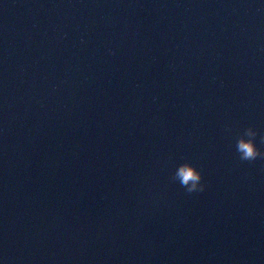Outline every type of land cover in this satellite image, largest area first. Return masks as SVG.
Segmentation results:
<instances>
[{
	"label": "water",
	"instance_id": "95a60500",
	"mask_svg": "<svg viewBox=\"0 0 264 264\" xmlns=\"http://www.w3.org/2000/svg\"><path fill=\"white\" fill-rule=\"evenodd\" d=\"M249 126L264 0H0V264H264Z\"/></svg>",
	"mask_w": 264,
	"mask_h": 264
},
{
	"label": "clouds",
	"instance_id": "9594fccd",
	"mask_svg": "<svg viewBox=\"0 0 264 264\" xmlns=\"http://www.w3.org/2000/svg\"><path fill=\"white\" fill-rule=\"evenodd\" d=\"M256 131L251 127H247L244 133L238 139L237 151L241 160H254L258 156H264V152L256 146L254 137ZM264 141V137H261ZM180 178L182 186H185L188 192H198L204 189V185L201 183V174L195 166L191 164L182 165L175 174Z\"/></svg>",
	"mask_w": 264,
	"mask_h": 264
}]
</instances>
